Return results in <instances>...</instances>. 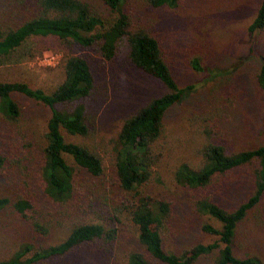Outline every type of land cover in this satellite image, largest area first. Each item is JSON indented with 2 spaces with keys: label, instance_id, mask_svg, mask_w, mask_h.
<instances>
[{
  "label": "rangeland",
  "instance_id": "374dc122",
  "mask_svg": "<svg viewBox=\"0 0 264 264\" xmlns=\"http://www.w3.org/2000/svg\"><path fill=\"white\" fill-rule=\"evenodd\" d=\"M125 2L133 29L149 31L158 40L178 87H192L183 102L167 114L156 148L160 157L155 174L138 189L150 197H161L172 203L168 229L164 233L165 246L181 253L195 244H209L217 239L202 232L203 225L219 227V223L194 207L196 198L207 197L225 209H233L249 196L253 187L258 168L255 161L227 173L213 186L193 193L181 189L173 173L182 163L191 167L201 164L206 136L198 119L193 120L191 105L196 107L210 93L228 100L223 118L218 119L213 128L214 139L228 151L261 145L264 99L255 86L254 74L261 64L260 57L264 56V30L248 32L260 0H181L176 8H153L140 0ZM99 6L95 4L94 7ZM23 17L22 7L12 6L9 0H0V31L14 26ZM68 51L84 57L95 78L92 95L78 103L84 105L89 115V134L84 142L104 158L106 189L101 190L100 185L92 190L78 188V194L66 206L46 197L34 168L39 166L45 146L44 133L50 110L14 95L21 108L20 122L10 130L0 116V154L6 158L0 170V196L15 199L25 194L32 199L35 211L30 217L40 221L44 233L35 232L23 216L9 207L0 214V259L9 256L18 242L57 245L78 223L101 218L103 208L106 213L108 209L111 216L113 209L108 207H112L113 197L118 198L112 191L118 190L109 160L115 155L120 128L137 109L166 93L160 82L130 62L124 41L114 58L105 60L93 47L73 46L68 50L54 37L33 38L14 57L0 59V82H23L31 88L51 92L64 81L62 60ZM194 58L203 68L201 72L191 66ZM67 140L76 141L71 137ZM66 160L76 172V180L90 181L71 158L66 157ZM260 208L239 228L236 239L239 257L261 255L264 258V201ZM137 246L136 229L130 221L124 220L112 247L99 240L83 244L61 258L35 264H127V252ZM208 263L209 260L202 262Z\"/></svg>",
  "mask_w": 264,
  "mask_h": 264
},
{
  "label": "trees",
  "instance_id": "16d2710c",
  "mask_svg": "<svg viewBox=\"0 0 264 264\" xmlns=\"http://www.w3.org/2000/svg\"><path fill=\"white\" fill-rule=\"evenodd\" d=\"M12 6L22 7L24 17L14 26L0 31V59L14 57L33 38H56L68 50L73 46L95 48L103 59L112 60L121 42L128 46L130 62L143 73L160 82L166 93L149 100L124 120L117 136L115 155L109 160L115 174L112 191L113 212L110 216L103 208L102 217L74 226L61 243L51 246L18 242L13 252L0 259V264H35L51 258H61L83 244L102 241L112 247L119 225L128 220L136 229L137 248L127 253V264H264L261 255L239 257L236 239L240 226L252 212H259L264 201V109L261 122L262 143L254 149L228 151L214 138L215 123L223 118L228 100L222 95L210 93L196 107L191 105L193 120L198 119L206 136L201 150V164L191 167L178 165L173 179L181 189L190 192L205 190L219 178L240 167L257 162L249 196L233 209H225L210 198H194V207L219 223L202 226V232L217 239L213 243H198L177 253L165 246L167 223L172 213L171 202L138 191L155 174L160 155L157 144L164 132V121L169 111L192 90L179 88L166 62L161 45L149 31L135 30L131 26L125 0H9ZM98 1V3H94ZM153 8H176L181 0H140ZM95 4H100L95 8ZM29 11V13H28ZM264 30V0H260L249 24L248 32ZM69 52V51H68ZM254 74V83L264 99V56ZM191 66L201 72L203 68L196 58ZM64 81L53 91L31 88L23 82H0V116L12 130L22 117L21 108L14 95L32 100L50 110L44 133L45 146L41 150L39 166L34 171L46 197L53 203L66 206L72 202L78 188L96 185L105 190L106 165L104 158L88 146L84 139L89 134L86 109L80 100L92 95L95 78L88 61L70 52L62 60ZM198 108V110H196ZM15 128V127H13ZM76 141H68V138ZM72 159L90 183L76 180V172L68 164ZM6 158L0 154V170ZM94 192V191H93ZM129 196V197H127ZM90 199H88L89 201ZM35 202L23 195L15 199L0 196V214L12 207L23 216L37 233H44L40 221L31 216ZM260 208V209H259ZM90 208L87 209V211ZM35 216V213H34ZM101 216V214H100ZM124 219V220H123ZM31 256H28L30 255Z\"/></svg>",
  "mask_w": 264,
  "mask_h": 264
}]
</instances>
